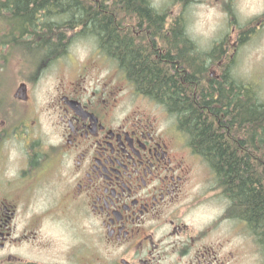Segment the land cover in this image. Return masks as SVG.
<instances>
[{"label":"flooded vegetation","instance_id":"af4514ba","mask_svg":"<svg viewBox=\"0 0 264 264\" xmlns=\"http://www.w3.org/2000/svg\"><path fill=\"white\" fill-rule=\"evenodd\" d=\"M210 2L229 28L225 55L263 36L264 0ZM142 3L156 17L134 11L136 48L160 67L170 58L185 67V2L135 8ZM50 36L60 37L36 39ZM32 38L9 34L2 19L0 264H264L247 222L234 216L229 182L176 125L159 127L158 116L141 109L160 112L157 104L117 66L88 81L93 70L84 67L59 77L57 54L44 58L26 43ZM192 58L187 73L200 70ZM256 181L264 193V180Z\"/></svg>","mask_w":264,"mask_h":264},{"label":"trees","instance_id":"16d2710c","mask_svg":"<svg viewBox=\"0 0 264 264\" xmlns=\"http://www.w3.org/2000/svg\"><path fill=\"white\" fill-rule=\"evenodd\" d=\"M143 1L148 0H0V19L7 20L9 34L35 38L26 43L34 41L44 58L51 51L62 54L68 40L50 36L36 42L37 35L61 34L68 28L95 39L136 91L163 105L187 134L193 150L219 179L229 182L234 216L247 222L264 250V193L256 181L264 180V102L254 87L230 75L229 59L227 65H217L222 76H214L219 80L207 74L205 58L215 54L214 46L195 55L200 60L196 73L185 72V67L195 65L191 56L185 55L181 68L173 58L160 67V60L144 55L135 46L129 24L134 11L140 19L156 17L144 3L135 8ZM176 26L183 29L181 22ZM180 38L186 50L193 43L187 35Z\"/></svg>","mask_w":264,"mask_h":264},{"label":"rangeland","instance_id":"374dc122","mask_svg":"<svg viewBox=\"0 0 264 264\" xmlns=\"http://www.w3.org/2000/svg\"><path fill=\"white\" fill-rule=\"evenodd\" d=\"M152 1L157 4H162L160 7L168 9H170L172 4V0ZM175 2L176 1L173 3ZM179 2L180 1L175 4H178ZM185 4L187 5L183 11V18L189 24L188 29L192 37L190 40L193 41V43H189L187 48L192 50L193 54L186 50V56L192 57L198 52H209L210 48L214 46L215 54L205 58L204 66L208 68L207 74L216 78V76L212 75V71H215L214 74H218V78L220 79L222 72H219L216 66L221 62L225 63V65L228 64L227 59L223 58L225 47L222 43V39L228 34L229 28L223 24V21L217 15L216 8L212 6L210 0H187ZM257 6L260 7V4ZM71 32V30L65 28L61 34H58L60 36L58 39L62 38L65 41L68 34ZM261 35L263 36L253 38L250 46L247 45L246 47H242L237 50L232 59L233 64L230 65L231 67L229 66V68L231 73L230 75H232L235 79H242L243 81L250 82V84L255 87L260 100L264 102V31ZM88 37H90V35L81 36L80 38L82 41L74 40L71 42L66 55L61 57L60 60H58V64L55 65V67L59 69V77L67 79L69 76H73L77 71L81 73L83 67L93 70L91 75L87 76L86 81L93 78L94 75H99V77L106 75V71L108 70L107 66L111 62L109 60L104 61L101 57L102 55L99 56V51L96 48L95 41H92V39H86ZM67 45H69V42ZM219 49H222V51H219ZM219 54L222 58L216 59V56ZM219 79L216 78V80ZM155 104L158 103L155 102ZM141 109L147 111L152 110L154 115L158 116L160 119L159 127H163L164 125L166 126L169 123H173L177 126L176 119L172 118L167 113L166 108H162L160 104L159 109L162 114L157 109H152L151 106H142ZM240 233L241 232L238 230L234 231L233 241L235 244L241 241V235H239ZM237 237L239 239H237ZM249 239L250 245H253L254 247V238Z\"/></svg>","mask_w":264,"mask_h":264},{"label":"bare ground","instance_id":"6f19581e","mask_svg":"<svg viewBox=\"0 0 264 264\" xmlns=\"http://www.w3.org/2000/svg\"><path fill=\"white\" fill-rule=\"evenodd\" d=\"M81 36H88V35L83 34V35H80V37H81Z\"/></svg>","mask_w":264,"mask_h":264}]
</instances>
